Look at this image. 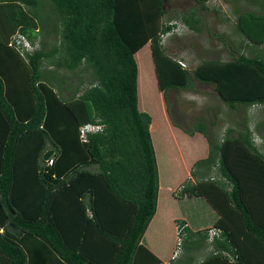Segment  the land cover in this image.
Segmentation results:
<instances>
[{
  "label": "trees",
  "instance_id": "obj_1",
  "mask_svg": "<svg viewBox=\"0 0 264 264\" xmlns=\"http://www.w3.org/2000/svg\"><path fill=\"white\" fill-rule=\"evenodd\" d=\"M194 1L206 8V0ZM48 7L59 41L45 50L34 41ZM163 13V0H0V264H159L140 243L158 189L149 133L155 124L137 107V89L141 103L151 81L135 53L144 44L163 97L186 88L191 75L212 84L229 108L264 110V11L235 17L250 54L202 59L191 72L160 44ZM180 19L199 31L192 11ZM56 53V68L90 78L67 97L51 83L54 73L41 69ZM262 117L260 145L247 120L219 138L208 136L202 121L181 128L201 133L208 149L192 163L194 181L183 180L173 196L204 197L218 214L211 227L219 229L208 254L198 262L186 256L184 264H264ZM174 223L180 245L197 252L208 241L210 227Z\"/></svg>",
  "mask_w": 264,
  "mask_h": 264
},
{
  "label": "rangeland",
  "instance_id": "obj_2",
  "mask_svg": "<svg viewBox=\"0 0 264 264\" xmlns=\"http://www.w3.org/2000/svg\"><path fill=\"white\" fill-rule=\"evenodd\" d=\"M46 1L49 2V0ZM163 3L164 13L158 20L160 44L166 54L174 58L181 67L186 68L189 72L202 59H220L226 61L238 53L250 54L249 47L241 46L244 38L235 28V17L238 12L242 11H264V0H206L205 9L198 8L194 0H163ZM191 11L193 12V17L198 19L195 25L199 27V31L189 29L180 19L181 15H188ZM46 12V25L39 28L34 41V47L37 48L42 45L45 50H48L51 45H57L59 37L57 31H52L50 23H48V19L54 18L49 7L46 9ZM40 13L43 14L44 11L42 10ZM162 24L171 25V29L168 32H161ZM253 52L256 53L257 51ZM259 52H262V55H264L263 50ZM135 53L138 56L137 58L145 62L146 69L149 71V77L151 78V81L146 83L147 87L143 89V100L141 103L137 89L138 85H136L137 107L152 117L155 125L154 129L150 132L151 138L156 135H162V144L160 141L161 148H159L156 141H153L159 177L158 183L161 186L165 183L162 180L165 173L170 175L171 172L175 171L176 173L180 171V168H177L176 162L172 158L177 157L174 147L170 146V150H168V146L173 144V141H170V143L167 141L166 126L163 127L164 118L165 122L167 121L169 125L174 126L180 131L182 130L181 128L191 129L197 121H202L206 127L207 135L211 138H219L227 128L233 129L232 133L234 134V131L243 129L244 121L247 120L246 124L252 131V138L258 141V138L262 136V128L260 126V118H263L262 116L264 115L261 111L263 110L262 108H258L257 106L248 107L242 104L237 105L234 109L229 108L220 101L213 90L212 84L200 83L191 75L186 88L168 89L165 97H163L156 85L148 44H144ZM55 57H58V53L54 54L53 58L48 57L43 59L41 69L49 71V74L50 70L54 73L57 79L51 80V83L55 89H58V94L67 97L72 94L75 87L80 90L87 86V82L90 80L87 72L79 69L67 71L64 68H56L53 65ZM137 60L135 57L136 64ZM80 79L82 83L79 82ZM142 104L144 105L142 106ZM167 105L168 107H166ZM194 132L196 138L192 142L180 145L179 150V152H182L185 164L188 163L189 168L191 165L189 162L195 157L190 158V156L198 154V158L194 159L196 161L201 157H205L208 149L205 137L197 131ZM259 143H256V145H259ZM190 177L194 179L191 174ZM200 203L201 206L204 205L200 209L196 206L197 204L187 205L186 207L189 213L188 217L193 222L207 220L211 211L204 202ZM206 209L209 212L208 214ZM161 227L162 229H157L159 232L156 234H153L150 229L144 232L142 241L145 245L148 246L159 234L162 236L166 233L167 236L170 234L171 224L166 223L165 219L164 222L161 221ZM171 241L168 238L167 250L174 251L171 259L178 264L186 263L187 261L184 262L186 256L198 258L205 251L204 247L196 252L184 247L183 244L180 245V240L177 245L175 244L176 239L174 244Z\"/></svg>",
  "mask_w": 264,
  "mask_h": 264
},
{
  "label": "crops",
  "instance_id": "obj_3",
  "mask_svg": "<svg viewBox=\"0 0 264 264\" xmlns=\"http://www.w3.org/2000/svg\"><path fill=\"white\" fill-rule=\"evenodd\" d=\"M165 125H166V137H167V141L168 143H170V141H173V144H170L168 146V150H170V146H173L175 149V155H177V157H172L173 160L176 162V166L177 168H180L179 172H171L170 175L165 173L162 177V180L165 182L163 184V186H161L158 183V189H157V196H156V204H155V209H154V213L152 215V217L150 218L145 230L147 231L148 229H150L152 231L153 234H156L157 232H159L157 229H162L161 227V221L164 222V219L166 221V223L171 224V232L170 234L167 236V233L165 235H158V237L151 242L148 246L145 245V243L142 241V236L144 234H142L141 238H140V243L152 254L155 256V258L158 259L159 263L160 262H164L167 264H176V262L170 260L171 254H172V250H167V241L168 238L170 240H172L171 242L174 244V241L176 239V226L174 223L175 219H182L184 220V222L186 223V225L188 226V228L192 231H196V230H200V229H204V228H208L210 226H212L213 222L217 219L218 214L215 211V209L207 202V200L202 197V196H183L181 198H175V196H173V191L177 188L176 186H178L181 181L185 180V179H189L192 182L194 181L193 178L190 177V169H191V165L194 162V159L198 158V154L197 155H192L190 156V158H192L193 156L194 159L191 160L189 163L190 168L188 167V163L185 164V161L183 159V154L180 150V145H185L184 143L186 142H192L194 138H196L194 136V133L189 135L187 133H185L184 131H180L179 129L175 128L172 125H169L167 123V121L165 122V118L163 119ZM153 122V120H152ZM152 124V123H150ZM152 127H150L149 125V133L151 132ZM158 132V131H157ZM156 132V133H157ZM164 132V131H163ZM197 133V132H196ZM199 133V132H198ZM165 134V133H163ZM155 140H154V138ZM151 139V143L153 146V141H156L158 143L159 148H161L160 146V141L162 139V135L160 136H153ZM162 144V141H161ZM163 148V145H162ZM165 150V148H164ZM189 150V149H188ZM206 151V150H204ZM207 154V152H206ZM156 162V160H155ZM180 166V167H179ZM157 168V167H156ZM157 176H158V172H157ZM158 181H159V177H158ZM160 192V193H159ZM200 200V201H199ZM200 202H204V204H206L208 206V208H210V213L207 211V214L209 213V216L207 217V220L202 221V222H193L191 220V218L188 217V209L186 208L187 205H196L199 209L204 206H201ZM184 208V209H182ZM210 237H208V241H206V243L203 245V247L205 248L204 253H202V256H199L198 258H194L193 261L198 262L200 261L206 254H208L209 250H211V245L209 243ZM169 259V260H168Z\"/></svg>",
  "mask_w": 264,
  "mask_h": 264
},
{
  "label": "built area",
  "instance_id": "obj_4",
  "mask_svg": "<svg viewBox=\"0 0 264 264\" xmlns=\"http://www.w3.org/2000/svg\"><path fill=\"white\" fill-rule=\"evenodd\" d=\"M21 44H22V46H23V48L25 49V50H27V49H30V47H29V45H28V43L26 42V41H24V40H22L21 41ZM18 51H19V53L21 54V55H23V50L21 49V48H18ZM219 231V229H217V228H214V227H210V228H208V236L211 238L213 235H215L217 232ZM179 241L177 240V243H178Z\"/></svg>",
  "mask_w": 264,
  "mask_h": 264
},
{
  "label": "clouds",
  "instance_id": "obj_5",
  "mask_svg": "<svg viewBox=\"0 0 264 264\" xmlns=\"http://www.w3.org/2000/svg\"><path fill=\"white\" fill-rule=\"evenodd\" d=\"M171 29V28H170ZM169 31V30H168ZM167 31V32H168ZM148 44V43H147ZM252 135V134H251ZM252 141L254 142V144H256V143H258V142H261V137L260 138H258V141L256 140H254L253 138H252ZM256 142V143H255ZM259 145H260V143H259ZM211 227V226H210ZM177 240L179 241V239H178V237H176V245L178 244L177 243ZM173 255H174V251H172V254H171V257H170V260H172L171 258L173 257ZM159 264H167V263H164V262H160Z\"/></svg>",
  "mask_w": 264,
  "mask_h": 264
}]
</instances>
